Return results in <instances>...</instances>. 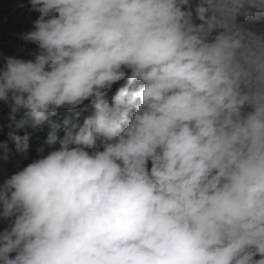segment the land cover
I'll return each instance as SVG.
<instances>
[{"label":"clouds","instance_id":"clouds-1","mask_svg":"<svg viewBox=\"0 0 264 264\" xmlns=\"http://www.w3.org/2000/svg\"><path fill=\"white\" fill-rule=\"evenodd\" d=\"M27 3L0 264H264V0Z\"/></svg>","mask_w":264,"mask_h":264},{"label":"trees","instance_id":"trees-1","mask_svg":"<svg viewBox=\"0 0 264 264\" xmlns=\"http://www.w3.org/2000/svg\"><path fill=\"white\" fill-rule=\"evenodd\" d=\"M38 17V13L31 12L27 0H0V52L4 54L24 55L34 48V45L27 44L19 39V34L31 30V21ZM23 50L22 52L19 50ZM119 84L113 85L112 90L105 97L111 102ZM4 110L0 108V141L4 140L9 129L7 121L3 119ZM25 131H31L26 129ZM47 129L32 136L33 149L45 137ZM23 134V131L20 133ZM35 152L33 150V155Z\"/></svg>","mask_w":264,"mask_h":264},{"label":"rangeland","instance_id":"rangeland-1","mask_svg":"<svg viewBox=\"0 0 264 264\" xmlns=\"http://www.w3.org/2000/svg\"><path fill=\"white\" fill-rule=\"evenodd\" d=\"M32 158H35V157L32 156ZM28 162H30V161H28V160L23 161L22 164H21V167H22L24 164H27ZM9 167H11V161L9 162Z\"/></svg>","mask_w":264,"mask_h":264}]
</instances>
